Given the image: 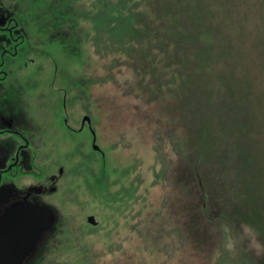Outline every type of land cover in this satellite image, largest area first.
Instances as JSON below:
<instances>
[{"label": "rangeland", "instance_id": "rangeland-1", "mask_svg": "<svg viewBox=\"0 0 264 264\" xmlns=\"http://www.w3.org/2000/svg\"><path fill=\"white\" fill-rule=\"evenodd\" d=\"M1 2L53 214L24 264H264V0Z\"/></svg>", "mask_w": 264, "mask_h": 264}, {"label": "flooded vegetation", "instance_id": "flooded-vegetation-1", "mask_svg": "<svg viewBox=\"0 0 264 264\" xmlns=\"http://www.w3.org/2000/svg\"><path fill=\"white\" fill-rule=\"evenodd\" d=\"M3 3L0 4V93L4 90V82L9 76V60L21 64V61L16 59H20L19 57L30 49L28 33L21 25L17 14L11 9L10 12L7 11ZM25 63L28 65V62ZM13 110L12 107H7L6 103H0V238L15 234L18 229L31 228V223L25 220L26 218L29 220L30 216L24 214L16 216V212H34L37 214V221L40 222L45 218L44 212L41 211L42 207L48 213L51 222L48 227L40 229L33 236L22 259L21 264H24L34 240L51 226L53 214L42 201V194L48 187L40 182L39 147L35 145L36 132L30 125V119L20 117L19 113ZM19 236L23 237L20 234ZM5 251L10 252V249L1 248L0 264H12L14 256L4 255Z\"/></svg>", "mask_w": 264, "mask_h": 264}, {"label": "water", "instance_id": "water-1", "mask_svg": "<svg viewBox=\"0 0 264 264\" xmlns=\"http://www.w3.org/2000/svg\"><path fill=\"white\" fill-rule=\"evenodd\" d=\"M41 211L44 212L45 218H44V221H40V222L37 221L36 219L37 214H34V212H28V211L27 212L21 211L20 213L16 212L15 213L16 216L21 215V214L30 216L29 220L27 218L25 220L31 223V228L28 230L18 229L15 233L17 236H15V234H8V237L0 238V241H1L0 251L2 247L10 249V252L5 251L4 255L11 254L10 257L12 255L14 256V260L11 261L12 264L22 263L23 256L27 248L29 247L33 236L40 229L42 230L50 225L51 222L49 220L48 213L42 207H41ZM91 220H94V218L91 217ZM19 234L22 235L23 237L19 236ZM1 261L2 259H0V262Z\"/></svg>", "mask_w": 264, "mask_h": 264}]
</instances>
